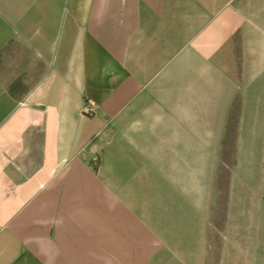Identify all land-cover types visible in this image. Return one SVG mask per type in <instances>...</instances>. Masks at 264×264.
<instances>
[{
  "label": "crops",
  "instance_id": "1",
  "mask_svg": "<svg viewBox=\"0 0 264 264\" xmlns=\"http://www.w3.org/2000/svg\"><path fill=\"white\" fill-rule=\"evenodd\" d=\"M262 148L264 0H0V264H259Z\"/></svg>",
  "mask_w": 264,
  "mask_h": 264
},
{
  "label": "rangeland",
  "instance_id": "2",
  "mask_svg": "<svg viewBox=\"0 0 264 264\" xmlns=\"http://www.w3.org/2000/svg\"><path fill=\"white\" fill-rule=\"evenodd\" d=\"M232 150H233L232 148H231V149L229 148V149H226L225 151H227V152H229V151L232 152ZM237 150H238V149H237ZM246 150L248 151L247 154H249V155H250V154H253V150H254V149H250V150H249V149H246ZM260 154H261L262 156H264V148L261 149V153H260ZM263 252H264V239H263ZM259 264H264V253H263V259L259 262Z\"/></svg>",
  "mask_w": 264,
  "mask_h": 264
},
{
  "label": "built area",
  "instance_id": "3",
  "mask_svg": "<svg viewBox=\"0 0 264 264\" xmlns=\"http://www.w3.org/2000/svg\"><path fill=\"white\" fill-rule=\"evenodd\" d=\"M84 112H85V113H88V114L91 113V108H90L88 105H85V106H84ZM95 160H98V158L96 157Z\"/></svg>",
  "mask_w": 264,
  "mask_h": 264
}]
</instances>
